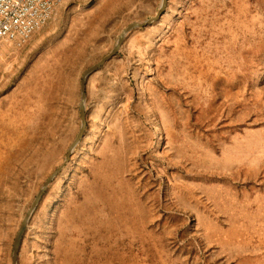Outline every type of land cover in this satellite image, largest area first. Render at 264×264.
Here are the masks:
<instances>
[{"label": "rangeland", "instance_id": "rangeland-1", "mask_svg": "<svg viewBox=\"0 0 264 264\" xmlns=\"http://www.w3.org/2000/svg\"><path fill=\"white\" fill-rule=\"evenodd\" d=\"M121 1L115 26L84 31L103 86L70 158L80 122L63 154L43 165L50 170L26 165L29 156L13 167L34 170H2L0 155V264H13L15 240L56 173L27 220L17 264H60L57 222L82 203L94 173L102 182L118 176L120 200L140 224L136 235H118L127 264H264V0H166L161 17L135 28L163 0Z\"/></svg>", "mask_w": 264, "mask_h": 264}, {"label": "crops", "instance_id": "crops-1", "mask_svg": "<svg viewBox=\"0 0 264 264\" xmlns=\"http://www.w3.org/2000/svg\"><path fill=\"white\" fill-rule=\"evenodd\" d=\"M82 1L74 7L69 5L60 9L55 19L13 55L9 63L0 62L2 170H34L33 167H13L19 157L25 156L30 157L25 161L26 165H40L38 170H50V167L44 168L43 165L54 164L63 154V148L76 138V125L83 121V93L84 109L88 113L86 116L89 120L91 118L90 103L98 88L103 86V73L101 69L89 73L93 66L91 55H84V31L87 29L92 34L93 29L113 27L124 18L126 12L117 6L124 3L121 0H95L94 4L87 3L91 0ZM140 2L137 0L138 4ZM171 2L169 0V4ZM81 9L90 10L85 13L83 20L72 22L71 14ZM96 35L100 36L99 31ZM115 84H118L117 74ZM95 176L94 173L90 180L84 181L86 188L82 187L83 200L80 205L84 203L90 187L101 184L100 180L93 179ZM92 196L99 197V191L94 190ZM98 208L102 206L98 205ZM97 219L105 220L103 217ZM92 235L85 244L86 251L87 245H92L91 253L96 251L95 246L98 245L103 250L102 255L105 249L113 248L108 243L99 244L100 236L104 235L103 230L94 231ZM120 244L114 245L119 247V252L122 249ZM100 264H107V260Z\"/></svg>", "mask_w": 264, "mask_h": 264}, {"label": "bare ground", "instance_id": "bare-ground-1", "mask_svg": "<svg viewBox=\"0 0 264 264\" xmlns=\"http://www.w3.org/2000/svg\"><path fill=\"white\" fill-rule=\"evenodd\" d=\"M103 168H107L105 164ZM93 179L100 180L97 176L93 177ZM115 180H117L118 183H122L119 181L118 176L116 177L111 174L109 179L103 182L100 180V185H92L84 203L80 206L73 207V209L69 208L66 213L59 218L57 222L58 236L55 245V254L60 264H100V262H102L101 255L103 250L97 245L95 246L96 251L94 250V253L92 252L93 255L90 256L87 253L88 250L86 251L85 244L93 237L92 233L94 231L100 232L102 230L104 235L100 236L101 240H99V244L102 242L103 244L108 243L113 247L104 250V260H109L108 264H113V262L127 264V261H125L126 257L119 253V247H114V245H118L121 242V238L118 237V235H122L123 233L129 235L137 234V232L132 233V230L140 224L137 221L138 219L131 223V215L134 212L123 202L124 198L120 200V194L117 193L116 189L119 188L121 184H114L113 182ZM94 190L99 191V197L92 196ZM137 204L138 201L132 203L138 212L140 206L138 207ZM98 205H101L102 208L99 209ZM120 208L125 209V212L120 214ZM99 217H103L105 220L97 219ZM64 218H68V224L66 225L62 223ZM143 227H146L145 223L142 225V228ZM100 237L98 239H100ZM114 237H116L115 243L112 244L111 241Z\"/></svg>", "mask_w": 264, "mask_h": 264}, {"label": "built area", "instance_id": "built-area-1", "mask_svg": "<svg viewBox=\"0 0 264 264\" xmlns=\"http://www.w3.org/2000/svg\"><path fill=\"white\" fill-rule=\"evenodd\" d=\"M69 1L0 0V62L9 63Z\"/></svg>", "mask_w": 264, "mask_h": 264}, {"label": "water", "instance_id": "water-1", "mask_svg": "<svg viewBox=\"0 0 264 264\" xmlns=\"http://www.w3.org/2000/svg\"><path fill=\"white\" fill-rule=\"evenodd\" d=\"M165 6H166V0H163V5L159 11V14L157 15V17L151 21H148L147 23L145 24H142V25H134L132 26L131 28H135V27H141V26H146L152 22H154L156 19H158L159 17H161L164 13V10H165ZM130 28V29H131ZM123 41V37L120 38L119 40V43L117 45V47L115 48V50L112 52V54L110 55V57H112L113 55H116L121 43ZM108 57V58H110ZM102 63L99 64L98 66L94 67L89 73H92V72H95L97 69H99L101 67ZM82 113H83V121H82V128L80 130V133L76 139V141L74 142V144L72 145L69 153H68V158H70L71 156V153H72V150L75 148V146L77 145V143L81 140V138L83 137V134H84V131H85V126H86V121H85V115H84V106L82 105ZM60 171V170H59ZM58 171V172H59ZM57 175V173L47 182V184L43 187V189L41 190V192L38 194L34 204H33V207H32V210L30 211V213L27 215L26 217V220L22 226V229L21 231L19 232L16 240H15V244H14V248H13V264H17V256H18V251H19V247H20V244H21V239H22V236H23V233H24V230H25V225L27 223V220L29 219L31 213L33 212V210L38 206L39 202L41 201L42 197L44 196L45 194V191L48 187V185L50 184V182L53 180V178Z\"/></svg>", "mask_w": 264, "mask_h": 264}]
</instances>
